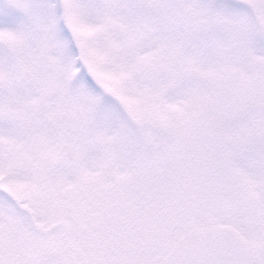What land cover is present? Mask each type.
<instances>
[{"label": "snow or ice", "instance_id": "1", "mask_svg": "<svg viewBox=\"0 0 264 264\" xmlns=\"http://www.w3.org/2000/svg\"><path fill=\"white\" fill-rule=\"evenodd\" d=\"M0 264H264V0H0Z\"/></svg>", "mask_w": 264, "mask_h": 264}]
</instances>
